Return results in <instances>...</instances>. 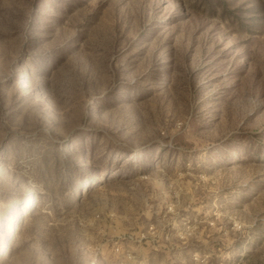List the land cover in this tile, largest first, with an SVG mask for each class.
Segmentation results:
<instances>
[{
	"label": "rangeland",
	"instance_id": "1",
	"mask_svg": "<svg viewBox=\"0 0 264 264\" xmlns=\"http://www.w3.org/2000/svg\"><path fill=\"white\" fill-rule=\"evenodd\" d=\"M0 264H264V0H0Z\"/></svg>",
	"mask_w": 264,
	"mask_h": 264
}]
</instances>
